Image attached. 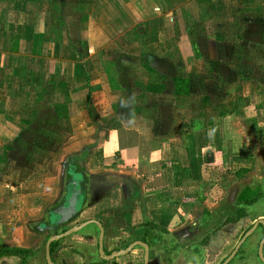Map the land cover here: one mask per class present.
Returning <instances> with one entry per match:
<instances>
[{
	"label": "rangeland",
	"instance_id": "374dc122",
	"mask_svg": "<svg viewBox=\"0 0 264 264\" xmlns=\"http://www.w3.org/2000/svg\"><path fill=\"white\" fill-rule=\"evenodd\" d=\"M254 1L242 0L243 7L236 5L234 0H221L217 5H210L213 15L207 16L203 14L197 2L189 0L182 4L183 11L179 12L177 30L173 32L150 29L66 30L68 36L66 38L64 35L65 40L74 42L76 47L82 45L81 57L87 60L88 66L84 67L83 75L69 82L65 100L63 90L53 89L49 96V92L43 91L41 83L36 84L34 92L33 89L30 91L34 102L29 101L31 107L26 120L32 121L33 128L29 134H23L29 145L24 148L23 154L11 153L12 163L0 164V248L34 246L37 249L27 264H46L45 242L51 233L48 230L34 231L33 228L41 222H46L48 211L55 205V201L50 203L43 199L44 193L47 190H57L54 200L57 198L56 194L60 199L64 198L66 192L63 191L62 194L60 190L68 182L65 174L74 154L85 151L82 162L85 170L95 171L97 167L104 166L98 153L99 145L108 123H120L115 111L118 110L119 101L128 105L132 102L135 104L137 111H124L129 123L141 121L149 130V134L156 132L154 134L163 133L167 137L178 138L183 128L186 130L189 126L196 128L218 124L217 126H224L236 134L239 142H248L253 156L248 166L222 162L219 170L208 180L207 191L211 190L212 196L220 198L225 189L216 180L221 178L222 181V176L223 183L225 180L226 186L236 190H246V187L252 190V186H260L263 195L253 201L255 197L252 196L256 193L253 191L248 196L252 201L246 203L243 208L249 214L245 223L259 216L263 217L264 27L258 28L249 24L260 21L258 15L251 11L256 6ZM250 17L255 19L250 21ZM58 32L62 34L61 30H56V34ZM91 43L95 45L96 50L91 49L88 52ZM58 55L56 60L60 63L64 55L62 52ZM143 62L147 66H144ZM150 64L154 71L148 69ZM89 67L99 73L108 98L100 93L94 100L87 98L86 81L92 76L86 72ZM155 72L164 78H158ZM41 77L37 76L36 79L45 82L47 76L46 79ZM110 77L115 83L110 82ZM175 77L187 79V83L181 82L177 87ZM252 78L258 81L255 87L251 86L250 82H239L241 79ZM46 85L48 86V83ZM241 85L243 88H238ZM97 90H100V87ZM114 94L117 95L112 97ZM37 96L39 98L35 100ZM64 101L67 119H57V111L53 105L55 102ZM236 106H239L237 114L226 120L221 119L225 112L228 113ZM62 111L63 109L60 113ZM5 139V135L0 136L1 141ZM17 155L22 158V162L15 165L13 158H17ZM244 168L247 171L244 172ZM208 172L205 171L206 176ZM85 181H82L84 191ZM31 190L35 192L32 193ZM178 210L185 213V216H175L176 219L170 226L173 228L183 223L185 226L172 232V235H169V232L159 233L161 239H167L169 243L178 246L173 250L172 264H218L221 256L233 246L234 243H229V239L231 235L233 237L234 232L229 235L221 232L223 234L220 235V240L209 251H189L181 244L180 239L186 232L194 230L192 225L198 223L197 214ZM82 220L83 217L79 213L59 227L63 230ZM240 227L238 225L237 229L242 228ZM224 231L228 230L224 228ZM76 236L82 241L74 242L72 240L75 239H70L73 243L71 250L82 253L84 264L85 260L99 259L98 232L94 230L92 235H89L87 231L82 230L72 238ZM193 239L194 237L189 240L192 242ZM190 241H186L185 245ZM125 242L123 240V244ZM67 249L70 252L69 248ZM134 250V253L120 257L119 260L129 262L139 259L141 263L143 250L140 246ZM0 259V264H20V259L16 257ZM78 262L82 263L80 260ZM251 262L257 264L255 260ZM236 263H240L238 258L229 264Z\"/></svg>",
	"mask_w": 264,
	"mask_h": 264
},
{
	"label": "crops",
	"instance_id": "0c3cea01",
	"mask_svg": "<svg viewBox=\"0 0 264 264\" xmlns=\"http://www.w3.org/2000/svg\"><path fill=\"white\" fill-rule=\"evenodd\" d=\"M187 1L189 0H0V136L6 137L5 140H0V164L12 163L11 153L23 154L24 148L29 145L23 134H29L33 128L32 121L28 122L26 119L31 107L29 101L34 102L30 91L33 89L34 92L36 84L41 83L43 91L49 92V96L53 89L63 90L65 93L63 100H65L69 82L83 75L84 67L88 66L87 60L81 57L82 45L76 47L74 42L65 40L64 35L66 38L68 36L66 30L150 29L173 32L177 30L179 12L183 11L182 4ZM192 1L197 2L203 14L207 16L212 14L210 5L221 2V0ZM239 2L242 0H234L236 5L244 7V3ZM255 2L256 6L251 11L258 15L261 22L256 20L249 24L263 28L264 0H255ZM250 18V21L255 19ZM56 30H61L62 34L59 32L56 34ZM90 34L91 31L88 36ZM91 44L88 52L91 49L96 50L95 45ZM59 52L64 55L60 63L56 60ZM86 72L92 74L90 80L86 81L87 98L94 100L99 93L107 97L99 73L91 67ZM37 76L45 79L47 76V79L42 83L39 78L36 79ZM110 80L115 83L112 77ZM239 82L241 84L250 82L251 86H254L258 81L252 78L241 79ZM99 87L100 90H97ZM238 88L243 87L241 85ZM43 94L44 92L40 95L41 99ZM115 95L117 94L112 97ZM37 98L39 96L35 100ZM53 107L57 111V119H67V112L64 111L66 101L55 102ZM238 108L239 106H236L228 113L225 112L221 119L226 120L237 114ZM61 109H63L62 113H60ZM117 109L115 111L118 113L120 123L116 125L108 123L106 133L99 145L98 153L104 166L97 167L95 171L85 170L89 179L84 182L86 187L85 191L83 189L84 204L77 213L82 215V221L95 219L101 223L104 231L103 246L106 250H117L131 242L142 240L143 227H134L148 222L172 235V232L185 226L184 223L173 228L170 226L176 219L175 216L179 218L185 216V213L178 209H183L187 214L190 211L197 214L198 223L192 225L194 230L186 232L187 234L180 239L181 244L188 249L216 229L222 228L228 214L235 210L236 203L243 202L244 196L260 190V186L257 185L252 186V190H248L249 187H246V190H236L226 186L227 182L224 180L223 183L222 176V181L221 178L216 181L225 189L224 194L219 198L212 196L211 190L207 191L208 180L212 179V174L219 170L222 162L246 167L253 157L248 142L246 144L239 142V137L224 126H217L218 124L196 128L189 126L186 130L185 128L184 131L181 130L178 138H170L163 133L149 134V130L141 121L129 123L124 111H137L133 102L128 105L119 101ZM126 118H128L127 122ZM218 122L219 120L216 121ZM17 156L13 158L15 165L22 162V158ZM205 171H209L208 176ZM60 191L63 194L65 186ZM55 192L47 190L43 199L50 203L55 201L54 203L57 204L61 197L56 194L57 198L54 200ZM33 228L35 231V226ZM84 230L89 235H92L94 230L99 233L94 223L85 226ZM73 235L59 240L52 252L54 264H84V259L71 250L72 241H82L77 236L72 238ZM193 237L191 242L189 239ZM123 240L127 244L125 242L124 245ZM186 241H190L187 246ZM232 241L230 240L229 243ZM167 242L169 243L168 240ZM122 245L124 247H120ZM172 246L173 249L178 248L175 244H171L170 248ZM21 247L7 249L35 251L37 249L34 246ZM136 247L125 255L134 253ZM123 256L106 264H142L139 259L129 262L119 260ZM1 257L19 258L14 255ZM79 260L82 263H79ZM99 261L100 259L92 258L85 260V263ZM148 264H164L161 252L152 248Z\"/></svg>",
	"mask_w": 264,
	"mask_h": 264
},
{
	"label": "flooded vegetation",
	"instance_id": "af4514ba",
	"mask_svg": "<svg viewBox=\"0 0 264 264\" xmlns=\"http://www.w3.org/2000/svg\"><path fill=\"white\" fill-rule=\"evenodd\" d=\"M62 201H63V199H61L57 204H55L54 206H52V209L55 208V207H57L58 205H60ZM244 205L245 204H243V202L236 203L235 210L232 211V212H230L228 214V216L236 213L239 208L242 209ZM49 211H48V214H47V220H46V222H41L42 224H49L50 223L49 222V217H48L49 216ZM228 216H227V218H228ZM248 217H249V214L247 213V215H245L244 217H240L239 219H235V220H231V221H228L227 218H226L225 219V224L222 226V228L216 229L215 231H213L212 233L208 234L207 236H205L203 238V239H206L207 240L205 244H202V245L200 244V242L203 240L202 239L200 242L193 244L191 247L189 246L188 250L189 251H192V250H194V251L195 250L209 251L210 249H212V246H214L220 240V235L221 234H223V233H226L227 234L228 233V235H229L230 232H232V233L234 232L233 237L231 235L230 236L231 238L229 239V241L230 240H233L232 243H234V244L231 247V249L227 250L226 254H224V255L221 256L222 258H221V260L219 261L218 264H222L223 261L235 249L236 245L242 239V237L244 236V234L254 225V223L257 220H259V219H264V215H263V217L262 216H259V217H257V219L255 218V219H253L251 221L249 220L247 223H245L247 221V219H249ZM70 220H72V219H70ZM81 222H83V221H80V222H78L76 224H73V225L69 226L68 228H70V227H72L74 225H78ZM65 223H67V222H65ZM62 224H64V223H62ZM60 225L61 224L53 225V229L48 230L51 233L50 235H52L53 233H62L66 229H68V228H65V229L62 230L59 227ZM238 225L241 226L242 228L240 227L241 229H237ZM224 228L227 229L228 231H224ZM84 229H85V227L82 228L81 230L75 232V233L81 232ZM143 229H144V236L142 238V241H145V242L148 243L147 240H149L150 238L147 235V232L145 230V227H143ZM221 232H223V233H221ZM75 233H72V234H75ZM162 233H167V231H164ZM49 236L47 237V239L49 238ZM98 237H99V233H98V236H97V253H98V256H99V252H98V239L99 238ZM158 238L159 237H157L155 239L152 238V240H154L155 243H158V242H161L162 243L160 245V248L159 249H156V248L155 249L157 251H160L161 252L162 261H163V258L170 257L172 259V262H171V264H172L173 263V260H174V256H173V253H174V251H173L174 249L173 248H174V246H172V248H171L172 250H169L170 252L167 253V251L165 250V248L170 249V244L167 242V240H163V239L160 238V241H159ZM47 239H46V241H47ZM61 239H59V240H61ZM59 240L52 242V243H56L55 244V247H56V245H58ZM52 243H51V245H52ZM51 245H50V254H51V259H52V252L54 251L55 247H54L53 250H51ZM149 247H150V250L152 248H154L150 244H149ZM103 248H104V246H103ZM104 251H105L106 254H109L113 250L108 251V250H106L104 248ZM221 251H223V249ZM72 252H75V251H72ZM75 253L79 254L81 257L83 256L82 253H80V252H75ZM44 254H45V251H44ZM237 258L239 259L240 263H236V264H251L252 263L251 260H255L257 262V264H264V223L259 222L256 225V227L254 228V230L252 231V233L250 235H248L245 238V240L240 244V246H239L238 250L236 251L235 255L232 257V259L227 264L232 263ZM99 259H100V261L101 260H105V259H102L100 256H99ZM52 261H53V259H52ZM108 261H110V260H108ZM88 263H90V262H88ZM163 263L166 264V262H164V261H163ZM46 264H47V262H46ZM142 264H144V249H143V261H142Z\"/></svg>",
	"mask_w": 264,
	"mask_h": 264
},
{
	"label": "water",
	"instance_id": "95a60500",
	"mask_svg": "<svg viewBox=\"0 0 264 264\" xmlns=\"http://www.w3.org/2000/svg\"><path fill=\"white\" fill-rule=\"evenodd\" d=\"M84 180L82 174L79 172H74L71 175V178L68 180L66 186H65V196L63 198V201L60 205L57 207L51 209L49 211V224H38L35 226V229L38 231L43 230H51L53 229V225L62 224L65 222H68L70 219H72L82 208L84 204V192L82 187V181ZM261 222L264 223V219L257 220L254 225L244 234L242 239L238 242L235 249L232 251V253L223 261L222 264H227L232 257L235 255L236 251L238 250L240 244L245 240V238L252 233L256 225ZM90 223H94L97 225L99 229V239H98V252L102 259L105 260H112L114 258H117L119 256H123L127 253H129L134 247L141 246L144 249V264H148L149 259V252L150 247L149 244L142 240H136L134 242H131L124 248H120L117 250L111 251L109 254H106L103 248V236L104 231L102 229V225L98 220L95 219H88L83 222H81L78 225H74L68 229H66L62 233H53L49 236L45 243V260L47 264H54V262L51 259L50 254V245L52 242L57 241L61 238H64L72 233H75L85 226H87Z\"/></svg>",
	"mask_w": 264,
	"mask_h": 264
},
{
	"label": "trees",
	"instance_id": "16d2710c",
	"mask_svg": "<svg viewBox=\"0 0 264 264\" xmlns=\"http://www.w3.org/2000/svg\"><path fill=\"white\" fill-rule=\"evenodd\" d=\"M143 65L144 66H147L145 62H143ZM150 68V69H149ZM149 70L151 71H154L151 66L148 67ZM156 76L158 78H164L163 75L155 72ZM187 79H181L179 77H175L174 78V82L176 83L175 85L178 87L180 85L181 82L183 83H187L186 81ZM137 108V107H136ZM84 155H85V151L81 152V154H74L73 156H71V163H70V166L67 168L66 170V179L69 180L71 178V175L72 173L74 172H81L83 174V178L84 180H86L85 182L88 181V174L86 173L85 171V168L82 164L83 160H84ZM261 190H258L257 193L254 194V196L252 197H255L253 198L252 200L254 201V199L256 198H260L261 195H263L261 192ZM251 200V197L249 199L248 196H244L242 198V201H243V204H246ZM245 215H247V211L246 209L244 208H239L237 210L236 213L228 216L227 220L228 221H231V220H235V219H239L240 217H244ZM145 227V230L147 232V235L149 236V240L148 243L150 245H152L154 248L156 249H159L160 248V245L162 244L161 242H158V243H155L154 240H152V238H157L159 237V233H162L164 232L165 230H162L160 228H158L155 224H152L151 222H148V223H144L140 226H135L134 228H137V227ZM159 241H160V237L158 238ZM206 239H203L200 244H205L206 243ZM55 244L56 243H52L51 245V250L54 249L55 247ZM164 247V246H163ZM165 250L167 251V253H169L170 251L169 250H172L171 248L168 249V248H165ZM35 254V250L33 249H25V250H22V249H7V248H0V257L3 256V255H14V256H17L20 258V264H27L29 262V260L33 257V255ZM163 261L166 262V264H171L172 262V259L170 257H166V258H163ZM109 261L108 260H101L99 262H93V263H87V264H106L108 263Z\"/></svg>",
	"mask_w": 264,
	"mask_h": 264
}]
</instances>
